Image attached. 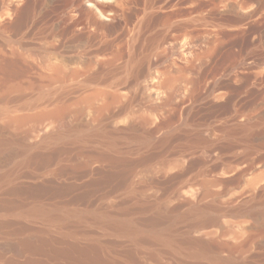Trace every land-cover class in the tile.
Instances as JSON below:
<instances>
[{
	"label": "rangeland",
	"instance_id": "rangeland-1",
	"mask_svg": "<svg viewBox=\"0 0 264 264\" xmlns=\"http://www.w3.org/2000/svg\"><path fill=\"white\" fill-rule=\"evenodd\" d=\"M0 264H264V0H0Z\"/></svg>",
	"mask_w": 264,
	"mask_h": 264
},
{
	"label": "bare ground",
	"instance_id": "bare-ground-1",
	"mask_svg": "<svg viewBox=\"0 0 264 264\" xmlns=\"http://www.w3.org/2000/svg\"><path fill=\"white\" fill-rule=\"evenodd\" d=\"M57 70V69H56ZM77 71V70H76ZM60 71H57V73H59ZM79 72V71H78ZM76 72L75 71H73L70 75H64L65 77H72L74 74H75ZM110 74H112V72L110 73ZM119 74V73H118ZM56 76H58V77H62V76H59V74H56ZM121 76V75H120ZM87 77V76H86ZM90 77V76H89ZM114 77H117L116 76V74H115V76L112 74V75H109V76H103V75H92L89 79H86V80H84L83 82H82V84L83 85H85V86H88V85H90V86H93L94 87V89H93V91L92 92H90L89 94H87V95H84L82 98H81V100L82 101H86V100H96V99H98L99 97H103V96H105V95H107V94H110V96H111V102H118V101H120V98H121V95L120 94H118V93H116V91L117 90H112V91H106V90H103L102 89V87L101 86H99V85H105V86H113V85H116V86H118L120 83H118V81H119V77H117V78H119L117 81L115 80V78ZM108 78V79H107ZM69 80H70V78H68ZM122 79H123V77H122ZM65 80V79H64ZM121 80V79H120ZM72 81V80H71ZM122 81V80H121ZM82 85V86H83ZM21 92V91H20ZM60 96V95H59ZM106 97V96H105ZM60 98V97H59ZM31 99V98H30ZM30 99L29 100H27V101H30ZM43 98H41V100H42ZM109 99V98H108ZM32 100H33V98H32ZM78 100V99H77ZM35 101H38V98H37V100H36V98L34 99V102ZM43 101V100H42ZM49 101H51L52 102V100H50L49 99ZM39 103V102H38ZM118 103H120V102H118ZM109 105V104H108ZM27 106V105H26ZM68 109V108H67ZM44 131V130H43Z\"/></svg>",
	"mask_w": 264,
	"mask_h": 264
}]
</instances>
